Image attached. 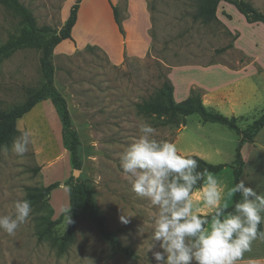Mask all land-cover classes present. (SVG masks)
<instances>
[{
    "label": "rangeland",
    "instance_id": "374dc122",
    "mask_svg": "<svg viewBox=\"0 0 264 264\" xmlns=\"http://www.w3.org/2000/svg\"><path fill=\"white\" fill-rule=\"evenodd\" d=\"M19 1L32 11L38 26L48 25L54 31L60 29L75 2ZM125 1L121 0L118 10L124 7ZM248 1L264 13V0ZM145 2L152 37L151 51L146 57H125L116 65L97 47L53 53L54 82L66 98L79 138L81 168L77 169L76 177L69 151L62 143L60 118L49 99L40 101L21 117L23 120L15 137L28 132L31 141L23 157L11 152L12 141L0 147V215L13 213L14 203L25 199L27 187L61 183L45 201L31 203L33 212L29 220L13 235L0 230V264H156L152 251L160 249L157 246L148 251V248L157 210L131 191L120 169V157L137 138L141 124H150L157 130L158 139L172 142L182 126V119L168 121L165 116L147 115L139 112L136 105L156 98L167 76L168 65L217 60L235 64L246 59L244 52L250 53L254 42L261 43L264 55V25L248 23L234 5L226 2L219 3L217 17L210 23L193 17L196 0ZM21 26L20 16L0 3V44L18 34ZM40 54L38 49L23 48L0 61V110L23 102L28 89L41 85ZM260 104L264 105L263 101ZM23 122L28 131L23 128ZM186 126L187 130L181 131L178 139L179 145H194L196 151L207 154L206 160L210 163L227 164L221 171L211 173L224 187V202L230 205L232 197H228L227 192L234 185L228 154H233L235 146L230 143L228 131H233V137L236 132L219 123H202L196 114L188 117ZM215 148L223 155L217 154ZM249 163L252 170L261 171L259 163ZM72 176L82 179L91 188L106 226L122 246L132 249V256L105 241L85 212L76 217L74 238L67 250L58 253L52 239L66 230V215L71 217L63 210L69 209L68 186L64 183ZM192 200L199 214H210L199 200V189L193 191ZM43 215L53 220L62 217L50 237L39 239L38 218ZM121 216L127 217L129 222L122 223ZM255 242L242 258L253 256Z\"/></svg>",
    "mask_w": 264,
    "mask_h": 264
},
{
    "label": "clouds",
    "instance_id": "9594fccd",
    "mask_svg": "<svg viewBox=\"0 0 264 264\" xmlns=\"http://www.w3.org/2000/svg\"><path fill=\"white\" fill-rule=\"evenodd\" d=\"M30 143L29 133L23 132L13 138L11 152L23 157ZM120 169L131 191L157 210L148 248L159 247L152 251L156 264H237L254 240L264 238V195L239 180L227 192L228 197L240 196L229 209L220 181L201 169L196 158L180 154L175 143L158 139L148 123L139 126L137 138L124 149ZM196 189L210 216L194 210ZM13 207L12 214L0 215V230L9 235L33 212L28 199L17 200ZM66 220L71 223L67 215ZM120 220L129 222L124 216Z\"/></svg>",
    "mask_w": 264,
    "mask_h": 264
},
{
    "label": "trees",
    "instance_id": "16d2710c",
    "mask_svg": "<svg viewBox=\"0 0 264 264\" xmlns=\"http://www.w3.org/2000/svg\"><path fill=\"white\" fill-rule=\"evenodd\" d=\"M82 0H75L70 8L69 15L58 31H54L48 25L38 26L32 11L19 0H0V3L14 10L21 18L22 26L19 33L10 36L5 42L0 44V61L11 56L18 49L35 48L40 50L39 57L42 83L37 88L28 89L25 100L15 104L9 109L0 110V147L9 144L19 132L17 120L25 113L29 112L37 103L43 100H50L60 118L62 125V143L69 151L70 164L72 168L80 169L81 161L78 154L79 138L73 128L71 115L64 95L57 89L54 82V65L52 56L55 47L64 39H72L71 30L77 20L78 8ZM221 1L232 4L240 12L248 23H262L264 25V13L259 11L248 0H196V9L193 13L195 19H200L202 23H210L217 17V7ZM115 21L120 26V19L115 6L112 5ZM228 46H232L229 44ZM90 47V46H87ZM92 47V46H91ZM174 86L167 76H164L162 85L158 89L155 99L138 103L139 112L147 115L165 116L168 121L181 118L180 124L184 125L186 116L198 114L200 118L209 122H217L226 125L236 131L240 137L239 146L236 149V158L230 165L233 174V185L240 180L243 171L244 159L241 147L247 138L254 137L264 126V112L256 118L247 128L240 129L234 117H228L221 113H215L206 108L202 102V92L198 87L192 88L190 95L177 102L173 97ZM196 158L200 163V168H206L209 172L217 173L227 166L224 163H210L196 155H186ZM61 183L52 182L45 186L27 187L25 199L32 204L43 202L47 199L52 190ZM68 186L69 212L71 223H68L66 230L58 236L53 237V243L58 253L67 250L68 244L74 238L76 230V217L80 212H85L91 222L97 228L101 237L113 248L124 251L132 256L133 251L129 246H122L119 240L108 229L103 216L96 206L91 188L80 178L73 176L64 183ZM240 199L239 194L232 197V204ZM211 214V213H210ZM210 214H207L210 216ZM53 220L49 215L38 218L40 225L37 235L39 239L50 237L52 230L60 220ZM262 230V225L260 226Z\"/></svg>",
    "mask_w": 264,
    "mask_h": 264
},
{
    "label": "crops",
    "instance_id": "0c3cea01",
    "mask_svg": "<svg viewBox=\"0 0 264 264\" xmlns=\"http://www.w3.org/2000/svg\"><path fill=\"white\" fill-rule=\"evenodd\" d=\"M120 2L121 0H82L78 8L77 20L71 30L72 39L62 40L55 47L54 53L71 52L92 46L101 49L110 62L116 65L124 61L125 57H146L152 47L151 21L146 2L126 0L124 7L118 10ZM112 5L121 14L119 17L121 28L115 21ZM260 44L254 42L249 48L252 49L250 53L243 51L247 56L246 59L235 64L217 60L205 64L190 62L168 65L167 77L174 86V99L177 102L182 101L190 95L192 88L198 87L202 92V102L208 110L234 117L240 129L247 128L264 112V105L260 104L261 101L264 103L262 95L264 55ZM250 111L252 112L249 113ZM189 116H186L185 124L181 126L172 142L176 144L180 154L196 155L209 162L206 160L207 154L196 151L194 145L183 147L178 143L181 131L187 130L186 123ZM22 118L17 120V127ZM198 120L202 123L209 122L199 115ZM22 124L28 131L26 124L24 122ZM228 135L230 143L235 146L233 154H228L230 157L228 162L233 163L240 137L237 132L233 137V131L230 130ZM215 152L223 155L218 148H215ZM241 153L244 166L240 180H244L257 194L264 195V126L254 137L246 139L241 147ZM250 161L259 163L262 167L261 171L252 170L249 166ZM255 241L253 256L241 257L237 264H264V238L258 237Z\"/></svg>",
    "mask_w": 264,
    "mask_h": 264
},
{
    "label": "water",
    "instance_id": "95a60500",
    "mask_svg": "<svg viewBox=\"0 0 264 264\" xmlns=\"http://www.w3.org/2000/svg\"><path fill=\"white\" fill-rule=\"evenodd\" d=\"M77 173H78V170H77V169L74 170V171H73V176L76 177Z\"/></svg>",
    "mask_w": 264,
    "mask_h": 264
}]
</instances>
